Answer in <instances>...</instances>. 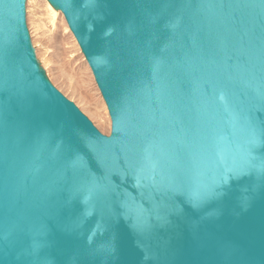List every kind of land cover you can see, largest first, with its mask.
<instances>
[{
	"label": "water",
	"instance_id": "water-1",
	"mask_svg": "<svg viewBox=\"0 0 264 264\" xmlns=\"http://www.w3.org/2000/svg\"><path fill=\"white\" fill-rule=\"evenodd\" d=\"M46 1L110 132L0 0V264H264V0Z\"/></svg>",
	"mask_w": 264,
	"mask_h": 264
},
{
	"label": "rangeland",
	"instance_id": "rangeland-1",
	"mask_svg": "<svg viewBox=\"0 0 264 264\" xmlns=\"http://www.w3.org/2000/svg\"><path fill=\"white\" fill-rule=\"evenodd\" d=\"M46 0H26V24L36 57L51 83L105 135L110 117L92 72L62 13L49 20ZM51 7V6H50Z\"/></svg>",
	"mask_w": 264,
	"mask_h": 264
},
{
	"label": "bare ground",
	"instance_id": "bare-ground-1",
	"mask_svg": "<svg viewBox=\"0 0 264 264\" xmlns=\"http://www.w3.org/2000/svg\"><path fill=\"white\" fill-rule=\"evenodd\" d=\"M47 2V1H46ZM46 9L48 10V13H49V20L51 21V23H53L54 22V19H55V16L57 15V14H59V13H57L55 10H54V8H52V6L47 2L46 3ZM51 6V7H50ZM63 15V14H62ZM68 27V26H67ZM71 32V31H70ZM73 35V34H72ZM77 42V41H76ZM84 57V56H83Z\"/></svg>",
	"mask_w": 264,
	"mask_h": 264
}]
</instances>
